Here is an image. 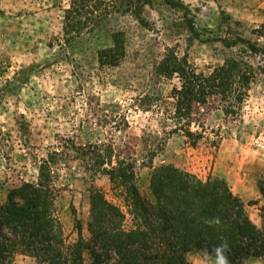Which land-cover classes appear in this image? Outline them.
Segmentation results:
<instances>
[{
  "label": "rangeland",
  "instance_id": "obj_1",
  "mask_svg": "<svg viewBox=\"0 0 264 264\" xmlns=\"http://www.w3.org/2000/svg\"><path fill=\"white\" fill-rule=\"evenodd\" d=\"M99 1L98 26L66 44L62 30L70 0H0V206L13 189L46 180L56 190L67 246L79 241L81 225L84 257L91 264L86 247L92 241L93 187L120 207L127 226L134 222L126 189H114L107 176H95L89 164L64 155L102 144L134 164L143 194L154 170L163 166L203 181L227 180L235 195L251 203L250 218L263 228L258 182L264 178V54L247 53L242 41L264 48V0ZM116 35L125 56L116 66H103L99 53L114 47ZM169 55L199 73L232 57L257 73L240 115L228 121L222 113L211 115L196 147L181 135L166 136L164 102L156 108L149 100L156 95L166 101L179 86L178 77L167 82L156 72ZM188 261L214 264L201 252Z\"/></svg>",
  "mask_w": 264,
  "mask_h": 264
},
{
  "label": "trees",
  "instance_id": "obj_2",
  "mask_svg": "<svg viewBox=\"0 0 264 264\" xmlns=\"http://www.w3.org/2000/svg\"><path fill=\"white\" fill-rule=\"evenodd\" d=\"M102 6L99 0H70L62 30L66 44L98 26ZM261 36L264 38V33ZM242 43L247 53L264 54L258 44ZM114 44L100 51L101 65L116 66L124 58L121 35L114 37ZM156 72L163 81L175 76L179 79V86L172 88L166 101L156 95L149 99L156 108L164 102L162 114L169 127L164 134L181 135L192 147L205 139L211 115L222 113L226 121L240 115L257 78L254 67L236 57L208 73H199L169 55L158 63ZM72 150L64 155L89 164L95 176H107L114 189H126L134 207V222L127 226L120 207L92 188V241L86 247L91 264H189L191 253H204L205 247L210 253L220 237L229 241L232 264L264 260V227L253 222L247 211L251 203L235 195L227 180L210 177L203 181L174 166H163L154 170L148 192L143 194L134 164L121 161L119 151L112 146L89 144ZM258 189L264 197V178L259 180ZM55 201L56 190L42 178L11 191L0 206V264H11L18 255L37 264H86L82 227L77 228L79 241L68 247ZM212 216H220L222 226L203 223L204 217Z\"/></svg>",
  "mask_w": 264,
  "mask_h": 264
},
{
  "label": "clouds",
  "instance_id": "obj_3",
  "mask_svg": "<svg viewBox=\"0 0 264 264\" xmlns=\"http://www.w3.org/2000/svg\"><path fill=\"white\" fill-rule=\"evenodd\" d=\"M203 223L210 227L222 226L223 221L220 216L204 217ZM206 256L214 257V264H232L230 260L231 246L225 237H220V243L214 245L209 253L205 247L203 249Z\"/></svg>",
  "mask_w": 264,
  "mask_h": 264
},
{
  "label": "crops",
  "instance_id": "obj_4",
  "mask_svg": "<svg viewBox=\"0 0 264 264\" xmlns=\"http://www.w3.org/2000/svg\"><path fill=\"white\" fill-rule=\"evenodd\" d=\"M21 259V261H19ZM29 260V261H28ZM29 257L24 256V255H18L14 258L11 264H31ZM36 264V263H33Z\"/></svg>",
  "mask_w": 264,
  "mask_h": 264
}]
</instances>
